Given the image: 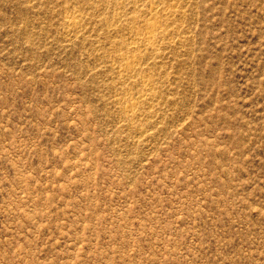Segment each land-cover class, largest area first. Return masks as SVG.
Listing matches in <instances>:
<instances>
[{"label": "rangeland", "instance_id": "374dc122", "mask_svg": "<svg viewBox=\"0 0 264 264\" xmlns=\"http://www.w3.org/2000/svg\"><path fill=\"white\" fill-rule=\"evenodd\" d=\"M0 264H264V0H0Z\"/></svg>", "mask_w": 264, "mask_h": 264}]
</instances>
